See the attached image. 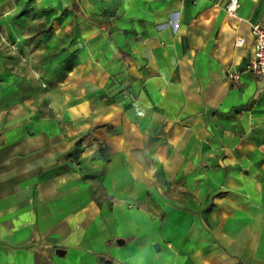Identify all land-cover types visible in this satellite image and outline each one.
Instances as JSON below:
<instances>
[{
  "label": "crops",
  "instance_id": "obj_1",
  "mask_svg": "<svg viewBox=\"0 0 264 264\" xmlns=\"http://www.w3.org/2000/svg\"><path fill=\"white\" fill-rule=\"evenodd\" d=\"M39 1L79 48L0 28V264H264V0Z\"/></svg>",
  "mask_w": 264,
  "mask_h": 264
},
{
  "label": "rangeland",
  "instance_id": "obj_2",
  "mask_svg": "<svg viewBox=\"0 0 264 264\" xmlns=\"http://www.w3.org/2000/svg\"><path fill=\"white\" fill-rule=\"evenodd\" d=\"M9 1L14 4V9L5 14L8 21L5 24L1 23L0 28H6V31L9 32L8 23L12 19H14L13 21L19 17L36 19L37 21H33V25L28 26L24 23H18V27H16L19 29L27 27L29 29L32 26L35 35L40 36L42 34L38 41L33 42V46L40 47L42 45L45 49L44 57H42L43 62H47L48 69L52 71H48V74L44 72V75L48 78L50 84L55 83V79L63 75L56 72L57 66L59 69L64 66L67 71L75 61L76 51L79 48L72 36L74 34L72 10L66 7H57L56 3L53 2L46 4L39 0ZM41 18L43 20L38 21ZM1 40L5 42V38H1ZM61 43H63L62 46ZM65 75H67V72H65Z\"/></svg>",
  "mask_w": 264,
  "mask_h": 264
},
{
  "label": "built area",
  "instance_id": "obj_3",
  "mask_svg": "<svg viewBox=\"0 0 264 264\" xmlns=\"http://www.w3.org/2000/svg\"><path fill=\"white\" fill-rule=\"evenodd\" d=\"M239 6V0H228L224 5V10L228 15H234ZM251 32L255 36L253 55L245 62L241 70H227V76L231 83L236 84L242 71H251L264 74V21L256 20L252 23ZM243 37L236 36L234 46L240 47L243 44Z\"/></svg>",
  "mask_w": 264,
  "mask_h": 264
},
{
  "label": "trees",
  "instance_id": "obj_4",
  "mask_svg": "<svg viewBox=\"0 0 264 264\" xmlns=\"http://www.w3.org/2000/svg\"><path fill=\"white\" fill-rule=\"evenodd\" d=\"M21 14V13H20Z\"/></svg>",
  "mask_w": 264,
  "mask_h": 264
}]
</instances>
